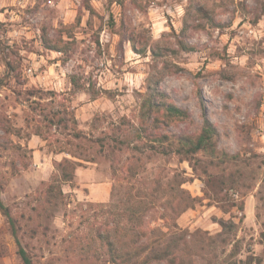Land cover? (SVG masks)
<instances>
[{"label": "rangeland", "instance_id": "1", "mask_svg": "<svg viewBox=\"0 0 264 264\" xmlns=\"http://www.w3.org/2000/svg\"><path fill=\"white\" fill-rule=\"evenodd\" d=\"M5 55L18 78L6 77ZM160 75V99L188 111L159 130L171 136L164 145L140 125ZM2 78L3 202L29 213L59 176L55 159L47 180L31 175L25 143L36 132L48 153L80 157L70 156L76 177L43 222L47 234L24 237L36 264H115L99 232L122 249L150 243L165 255L152 264H264V0H0ZM205 119L218 128L212 146L177 153V135L195 139ZM75 126L93 140L108 135L107 152L74 139ZM0 264H22L1 211Z\"/></svg>", "mask_w": 264, "mask_h": 264}, {"label": "trees", "instance_id": "2", "mask_svg": "<svg viewBox=\"0 0 264 264\" xmlns=\"http://www.w3.org/2000/svg\"><path fill=\"white\" fill-rule=\"evenodd\" d=\"M198 10H201L200 6L198 7ZM187 28L188 18L185 19V26L182 32L185 33ZM121 34L125 35L126 33L122 32ZM128 40L131 41L133 49L137 53L144 54L146 52V47H139L134 36H129ZM43 43L50 50H63L60 43H56L48 36L43 38ZM187 48L191 50L193 47L187 45ZM152 51L155 55L158 54L156 49H152ZM3 60L7 66L6 77L8 78V76H13L18 78L19 75L16 73L17 67L12 63L9 56L5 55ZM162 78L163 76L160 75L149 81L148 88L151 90V92L143 105V116L140 125L145 132L150 129L147 135L150 139V142H159L161 145H164L166 141L170 140L171 136L169 133H161L159 130L163 126L168 127L174 120L187 116L188 111L164 99H160V96L163 95L160 89ZM0 80L1 82H7L5 78ZM62 121L63 120L61 119V122ZM36 134L42 136L41 132H36ZM218 134V128L209 119H205V125L195 139L185 135L184 133L177 135L179 147L176 149V152L185 158H191L199 151L209 149V147L212 146L213 137ZM71 136L79 141H95L97 144H99L100 152L102 153L107 152L106 147L110 144L108 135H103L101 137H97L96 140H93L90 139L85 131L80 129L78 126L73 128ZM112 140L117 141V139L114 137ZM54 152L67 153L69 156H64L61 160H55V166L59 171V176L58 178L53 179L51 182L43 183V186L39 188L37 192V197H35L37 205H32L30 203V205H32V211L30 210L29 213H14L13 208L3 202L1 194L4 191L5 185L2 181H0V211L7 218L11 232L16 239L18 253L21 257L22 264H36V255L31 252L30 244L24 241V237L26 234H29L31 238H35L40 232L45 235L47 234L49 225L43 224V222L51 219L53 216L51 212L52 210L55 211L61 204L67 203L68 193H66L64 190V184L72 182L76 177V170L79 162L74 161L70 156L78 158L80 157L77 156L76 153L71 149L66 148H61ZM25 219L27 222L33 221L35 219L38 220L39 226L42 227L41 231L39 228L30 227L29 225H26L27 227L24 226L23 221H25ZM221 223L222 225H225V221H222ZM97 238V240H100L107 248V260L115 264H152L156 259L162 260V258H165V255L157 253L156 249L150 243H143L131 248L127 246V249H122L108 233L99 232ZM247 264H253L252 258L247 261Z\"/></svg>", "mask_w": 264, "mask_h": 264}, {"label": "crops", "instance_id": "3", "mask_svg": "<svg viewBox=\"0 0 264 264\" xmlns=\"http://www.w3.org/2000/svg\"><path fill=\"white\" fill-rule=\"evenodd\" d=\"M25 145H27V147L31 150V154H32L34 171L31 172V175L36 176L38 178L37 182L47 180L48 177L42 174L43 167H47V168L49 167V171H50L51 167L53 166V159L61 160L64 157L63 154L65 153H55V152L48 153L45 147V141L37 134H34L31 138H29L27 143H25ZM65 187L66 184H64V190ZM95 196L97 195H95V193L91 191L89 197L91 199H94Z\"/></svg>", "mask_w": 264, "mask_h": 264}]
</instances>
